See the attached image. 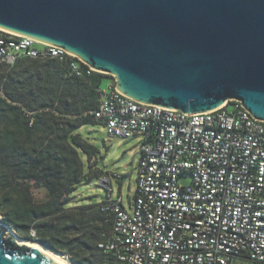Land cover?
<instances>
[{"label": "built area", "instance_id": "obj_1", "mask_svg": "<svg viewBox=\"0 0 264 264\" xmlns=\"http://www.w3.org/2000/svg\"><path fill=\"white\" fill-rule=\"evenodd\" d=\"M22 58L69 61L76 77L95 73L64 49L0 30V64ZM111 81L95 119L110 139L140 141L138 178L130 209L115 196L118 175L99 180L100 210L114 216L99 249L121 264H264V122L237 100L188 114L134 101Z\"/></svg>", "mask_w": 264, "mask_h": 264}, {"label": "water", "instance_id": "obj_2", "mask_svg": "<svg viewBox=\"0 0 264 264\" xmlns=\"http://www.w3.org/2000/svg\"><path fill=\"white\" fill-rule=\"evenodd\" d=\"M0 30L64 49L134 101L197 114L237 100L264 122V0H0ZM17 238L0 225V264H59Z\"/></svg>", "mask_w": 264, "mask_h": 264}, {"label": "trees", "instance_id": "obj_3", "mask_svg": "<svg viewBox=\"0 0 264 264\" xmlns=\"http://www.w3.org/2000/svg\"><path fill=\"white\" fill-rule=\"evenodd\" d=\"M108 77H76L69 61L57 59L0 64L1 222L70 264H121L98 247L113 236L114 216L101 212L102 202L76 205L75 196L85 182L110 175L79 133L101 124L94 112Z\"/></svg>", "mask_w": 264, "mask_h": 264}, {"label": "rangeland", "instance_id": "obj_4", "mask_svg": "<svg viewBox=\"0 0 264 264\" xmlns=\"http://www.w3.org/2000/svg\"><path fill=\"white\" fill-rule=\"evenodd\" d=\"M108 78L103 81L102 91H107L112 82V78L110 76ZM79 133L83 135L89 144L97 149V168L103 172L110 173V176L112 174L118 175L113 182L115 196L122 192L124 206L130 209V202H133L137 188L138 175L136 166L139 159L137 147L140 141L138 139H110L106 128L101 124L85 126L79 130ZM96 170L95 167L94 171ZM98 182V179H93L78 188L75 193L76 205L98 204L106 198V191L99 186ZM179 182L182 185H189L191 184V177L182 176ZM36 194L38 199L43 197V193ZM65 259L68 261L67 258ZM234 264H249V262L237 260Z\"/></svg>", "mask_w": 264, "mask_h": 264}, {"label": "bare ground", "instance_id": "obj_5", "mask_svg": "<svg viewBox=\"0 0 264 264\" xmlns=\"http://www.w3.org/2000/svg\"><path fill=\"white\" fill-rule=\"evenodd\" d=\"M16 241L18 244H21V245H27V246L36 247V248L41 249L46 255L50 256L52 259H54L59 264H70L63 256L55 254L39 244L23 241V240H20L19 238H17Z\"/></svg>", "mask_w": 264, "mask_h": 264}]
</instances>
